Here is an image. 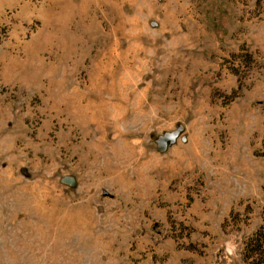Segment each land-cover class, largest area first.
Listing matches in <instances>:
<instances>
[{"label":"rangeland","instance_id":"374dc122","mask_svg":"<svg viewBox=\"0 0 264 264\" xmlns=\"http://www.w3.org/2000/svg\"><path fill=\"white\" fill-rule=\"evenodd\" d=\"M0 264H264V0H0Z\"/></svg>","mask_w":264,"mask_h":264},{"label":"water","instance_id":"95a60500","mask_svg":"<svg viewBox=\"0 0 264 264\" xmlns=\"http://www.w3.org/2000/svg\"><path fill=\"white\" fill-rule=\"evenodd\" d=\"M175 136H176V134H172V135H170V136H169V141H170L171 139H173ZM165 139H166V138H165Z\"/></svg>","mask_w":264,"mask_h":264}]
</instances>
